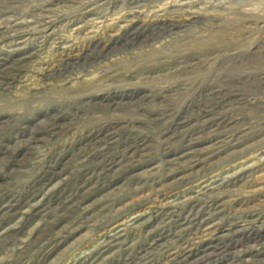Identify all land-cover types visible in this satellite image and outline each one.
I'll list each match as a JSON object with an SVG mask.
<instances>
[{"label": "rangeland", "instance_id": "obj_1", "mask_svg": "<svg viewBox=\"0 0 264 264\" xmlns=\"http://www.w3.org/2000/svg\"><path fill=\"white\" fill-rule=\"evenodd\" d=\"M0 264H264V0H0Z\"/></svg>", "mask_w": 264, "mask_h": 264}]
</instances>
